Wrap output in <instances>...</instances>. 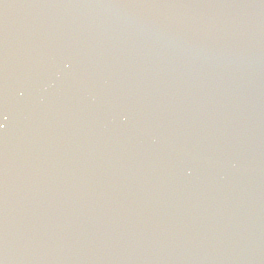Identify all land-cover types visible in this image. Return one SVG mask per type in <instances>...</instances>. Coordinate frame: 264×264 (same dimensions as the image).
<instances>
[{
    "label": "water",
    "instance_id": "95a60500",
    "mask_svg": "<svg viewBox=\"0 0 264 264\" xmlns=\"http://www.w3.org/2000/svg\"><path fill=\"white\" fill-rule=\"evenodd\" d=\"M30 264H264V0H114Z\"/></svg>",
    "mask_w": 264,
    "mask_h": 264
}]
</instances>
